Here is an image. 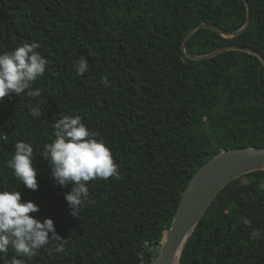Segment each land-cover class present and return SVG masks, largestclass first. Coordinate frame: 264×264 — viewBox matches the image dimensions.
<instances>
[{
	"label": "trees",
	"instance_id": "16d2710c",
	"mask_svg": "<svg viewBox=\"0 0 264 264\" xmlns=\"http://www.w3.org/2000/svg\"><path fill=\"white\" fill-rule=\"evenodd\" d=\"M0 0V52L35 42L47 60L32 85L38 97L0 99V187L34 201L66 242L50 241L25 264H155L183 191L215 154L264 147V0ZM208 26H202L201 24ZM83 56L89 70L78 75ZM39 104L34 118L29 105ZM80 116L110 147L120 179L88 183L89 199L72 214L71 185L54 182L41 155L52 125ZM17 141L34 148L37 190L7 167ZM251 224H244L242 218ZM255 229L261 235L252 237ZM51 236V233L49 234ZM62 246L63 251H56ZM14 253L0 259L6 264ZM181 264H264V170L219 192L183 248Z\"/></svg>",
	"mask_w": 264,
	"mask_h": 264
},
{
	"label": "clouds",
	"instance_id": "9594fccd",
	"mask_svg": "<svg viewBox=\"0 0 264 264\" xmlns=\"http://www.w3.org/2000/svg\"><path fill=\"white\" fill-rule=\"evenodd\" d=\"M37 48L38 45L33 42L12 51L0 52V99L12 95L40 96L41 89H33L32 85L44 75L47 60ZM74 67L78 75L89 70L83 56L74 61ZM29 110L34 118L42 115L39 104H30ZM52 127L55 139L45 145L41 156L48 161L56 184L71 185V191L66 193L65 198L72 214L77 217L79 208L89 199L88 183L96 179H120L119 168L110 147L95 138L80 116H63ZM14 149L6 162L7 167L21 184L33 191L37 190L38 172L34 165L33 145L17 141ZM38 211L39 205L31 200L24 201L17 188L0 187V259L10 249L14 253L6 264H25L24 259L20 258L31 260L50 241L59 244L66 242L57 233L51 217L41 221L30 215ZM242 222L251 224L246 217L242 218ZM260 235V229L252 233L253 238ZM56 251H63L62 246H58Z\"/></svg>",
	"mask_w": 264,
	"mask_h": 264
},
{
	"label": "water",
	"instance_id": "95a60500",
	"mask_svg": "<svg viewBox=\"0 0 264 264\" xmlns=\"http://www.w3.org/2000/svg\"><path fill=\"white\" fill-rule=\"evenodd\" d=\"M248 18L246 24L239 30L228 32L216 26L212 28L221 34L229 37H236L249 27L251 22V10L248 1ZM202 26H208L203 23ZM199 26L193 27L185 36L182 48L186 56L192 59H207L217 56L227 50H241L257 55L264 64V56L247 46L231 45L220 47L210 53L195 55L186 52L188 40ZM264 147H236L223 150L215 154L210 160L204 163L190 179L189 184L182 194L174 219L167 232L164 233L161 242V251L155 264H175V257L182 246L193 233L213 200L231 181L256 170H264ZM179 264H181V254Z\"/></svg>",
	"mask_w": 264,
	"mask_h": 264
},
{
	"label": "bare ground",
	"instance_id": "6f19581e",
	"mask_svg": "<svg viewBox=\"0 0 264 264\" xmlns=\"http://www.w3.org/2000/svg\"><path fill=\"white\" fill-rule=\"evenodd\" d=\"M263 167H264V165H263ZM181 251H182V246L180 247V249L178 250V252L176 254L175 264H179V256H180Z\"/></svg>",
	"mask_w": 264,
	"mask_h": 264
},
{
	"label": "rangeland",
	"instance_id": "374dc122",
	"mask_svg": "<svg viewBox=\"0 0 264 264\" xmlns=\"http://www.w3.org/2000/svg\"><path fill=\"white\" fill-rule=\"evenodd\" d=\"M161 246H162V244L160 245V247H159L158 250H157V253H158V254H159L160 251H161Z\"/></svg>",
	"mask_w": 264,
	"mask_h": 264
}]
</instances>
